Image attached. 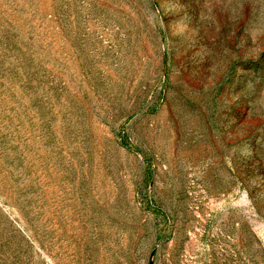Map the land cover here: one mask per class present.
<instances>
[{"label":"rangeland","instance_id":"obj_1","mask_svg":"<svg viewBox=\"0 0 264 264\" xmlns=\"http://www.w3.org/2000/svg\"><path fill=\"white\" fill-rule=\"evenodd\" d=\"M0 264H264V0H0Z\"/></svg>","mask_w":264,"mask_h":264}]
</instances>
